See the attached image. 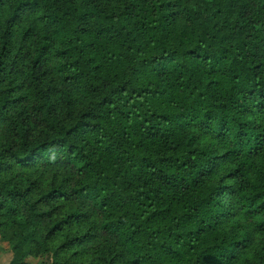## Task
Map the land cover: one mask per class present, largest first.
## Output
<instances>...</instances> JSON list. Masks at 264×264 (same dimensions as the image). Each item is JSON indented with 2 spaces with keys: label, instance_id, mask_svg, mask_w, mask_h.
<instances>
[{
  "label": "trees",
  "instance_id": "obj_1",
  "mask_svg": "<svg viewBox=\"0 0 264 264\" xmlns=\"http://www.w3.org/2000/svg\"><path fill=\"white\" fill-rule=\"evenodd\" d=\"M10 264H264V0H0Z\"/></svg>",
  "mask_w": 264,
  "mask_h": 264
},
{
  "label": "rangeland",
  "instance_id": "obj_2",
  "mask_svg": "<svg viewBox=\"0 0 264 264\" xmlns=\"http://www.w3.org/2000/svg\"><path fill=\"white\" fill-rule=\"evenodd\" d=\"M0 250H2V252L0 253V264H10V262L12 261L13 254L9 245L6 242L0 240ZM25 263H27L26 259H25ZM50 263H51L50 256H47L42 259H38V261L34 262L33 264H50Z\"/></svg>",
  "mask_w": 264,
  "mask_h": 264
},
{
  "label": "crops",
  "instance_id": "obj_3",
  "mask_svg": "<svg viewBox=\"0 0 264 264\" xmlns=\"http://www.w3.org/2000/svg\"><path fill=\"white\" fill-rule=\"evenodd\" d=\"M2 252V250H0V253ZM8 254H10V253H8ZM12 257V256H11ZM10 257V258H11ZM38 261V259H34V258H27L26 259V262L28 263V264H33L34 262H37Z\"/></svg>",
  "mask_w": 264,
  "mask_h": 264
}]
</instances>
